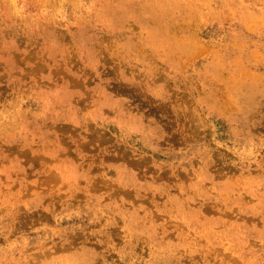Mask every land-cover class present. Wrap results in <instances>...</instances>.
<instances>
[{"label":"rangeland","instance_id":"374dc122","mask_svg":"<svg viewBox=\"0 0 264 264\" xmlns=\"http://www.w3.org/2000/svg\"><path fill=\"white\" fill-rule=\"evenodd\" d=\"M0 264H264V0H0Z\"/></svg>","mask_w":264,"mask_h":264}]
</instances>
